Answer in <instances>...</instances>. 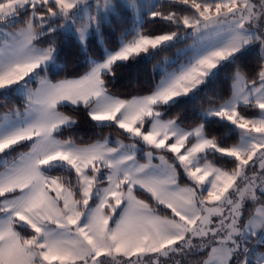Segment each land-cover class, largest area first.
<instances>
[{
    "label": "snow or ice",
    "instance_id": "6c2138e0",
    "mask_svg": "<svg viewBox=\"0 0 264 264\" xmlns=\"http://www.w3.org/2000/svg\"><path fill=\"white\" fill-rule=\"evenodd\" d=\"M129 11L102 59L50 77L59 36L86 52ZM173 48L150 91L110 90L118 68ZM231 66L201 122L166 118ZM0 103V264H264V0H0ZM65 108L99 138H61L78 123Z\"/></svg>",
    "mask_w": 264,
    "mask_h": 264
},
{
    "label": "trees",
    "instance_id": "16d2710c",
    "mask_svg": "<svg viewBox=\"0 0 264 264\" xmlns=\"http://www.w3.org/2000/svg\"><path fill=\"white\" fill-rule=\"evenodd\" d=\"M124 19L113 17L110 24L103 27L101 36L103 38L102 43L98 40V37L93 35L89 38L87 44V51L82 52L80 45L75 37L71 34L59 36L57 38L58 44L62 45L61 52L57 63L61 65L62 70L56 72L55 70L49 72L52 79H60L65 76L74 77L82 75L88 69V59L90 57L95 59H102L105 48H115L117 46V40L120 37L121 32L126 28H131L133 21L130 18L132 13L121 12ZM146 31H159V25H153L150 23L145 24ZM182 45V44H181ZM181 45H178L180 47ZM176 49H170L151 59H141L138 63L130 62L128 66L121 67L116 70V77L113 83L110 85V90L121 98H131L134 95H142L151 90L153 85L158 81L159 76L154 71V65L161 62L164 57H173ZM257 63V53H250L246 59L240 62L242 71L249 72L253 69ZM236 66H231L225 69L216 78L214 83L207 86L204 92L200 93L195 100L189 101L186 104H180L174 106L168 113L167 118L175 117L179 115L183 121L184 126H189L190 122L199 123V112L203 108H207L209 98H213L217 95L227 98L230 95L232 74L235 72ZM7 107L13 106L23 107V99L17 95H10L6 101ZM6 110L3 103H0V111ZM67 114L74 115L78 123L71 129H65L62 137H72L77 139L78 142H89L99 138L100 129L93 126V123L89 121L83 110L78 113H72L70 109H61ZM207 129L212 135L218 137L227 134V130L217 123H211L207 125ZM104 135H109V130L103 131ZM112 137H115V133H111ZM236 136H231L228 143H234Z\"/></svg>",
    "mask_w": 264,
    "mask_h": 264
},
{
    "label": "rangeland",
    "instance_id": "374dc122",
    "mask_svg": "<svg viewBox=\"0 0 264 264\" xmlns=\"http://www.w3.org/2000/svg\"><path fill=\"white\" fill-rule=\"evenodd\" d=\"M113 2L114 3H116V2H118V0H113ZM98 37V40L100 41V43H102V41H103V38H102V36L101 35H99V36H97ZM190 42V41H189ZM184 45L182 44L180 47H183ZM91 59H95V58H92V57H90ZM89 58V59H90ZM167 118V117H166ZM61 138H66V137H61ZM113 139H115V137H113Z\"/></svg>",
    "mask_w": 264,
    "mask_h": 264
}]
</instances>
